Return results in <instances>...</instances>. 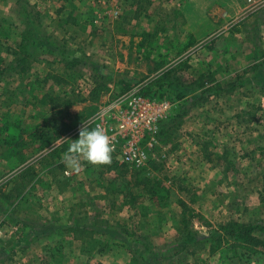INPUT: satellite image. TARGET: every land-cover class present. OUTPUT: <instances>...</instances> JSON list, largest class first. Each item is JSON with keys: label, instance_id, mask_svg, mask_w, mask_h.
<instances>
[{"label": "rangeland", "instance_id": "374dc122", "mask_svg": "<svg viewBox=\"0 0 264 264\" xmlns=\"http://www.w3.org/2000/svg\"><path fill=\"white\" fill-rule=\"evenodd\" d=\"M251 2L0 0V264H264L219 229L235 220L264 238V28L245 16ZM131 92L171 103L156 168L114 154L68 168L80 124ZM26 166L36 176L20 195ZM145 175L167 192L140 191ZM74 225L91 237L75 240Z\"/></svg>", "mask_w": 264, "mask_h": 264}, {"label": "built area", "instance_id": "2783aa9c", "mask_svg": "<svg viewBox=\"0 0 264 264\" xmlns=\"http://www.w3.org/2000/svg\"><path fill=\"white\" fill-rule=\"evenodd\" d=\"M251 1V0H247ZM171 115L168 99L131 92L86 118L76 131L99 125L114 145V157L127 166H144L158 144L159 126Z\"/></svg>", "mask_w": 264, "mask_h": 264}, {"label": "trees", "instance_id": "16d2710c", "mask_svg": "<svg viewBox=\"0 0 264 264\" xmlns=\"http://www.w3.org/2000/svg\"><path fill=\"white\" fill-rule=\"evenodd\" d=\"M20 48H24V44H17ZM15 52V51H14ZM27 56L19 55L18 62L24 63ZM102 89L100 84H97L91 88L89 91V95L96 97ZM143 95L148 96L147 92H144ZM151 97V96H150ZM77 99V97H75ZM50 101L59 102L61 105L63 104L64 107L68 108L71 106L75 99L69 102L65 98L60 96L50 97ZM166 120V119H165ZM164 120V121H165ZM163 122V121H162ZM161 122V123H162ZM160 133V130H159ZM159 135V134H158ZM42 147H45L49 143L48 138L42 137L41 138ZM148 166L151 168H156L155 163L152 161L147 162ZM123 165V164H122ZM126 166V165H125ZM111 168V167H110ZM35 171L31 166L24 167L17 176V181L14 183L13 189L16 190V193L23 194L26 188L31 185V183L35 180ZM136 185L142 184V188L140 191H145L149 197L155 198V195L162 196L163 193L167 192L166 187L161 183V181L151 179L149 176L138 177L134 180ZM126 184V180H125ZM111 184L107 185V189L110 187ZM128 197H130L128 200ZM136 196L130 192L124 194V200L126 203H131L132 201L135 202ZM128 200V201H127ZM220 231L222 233V239L225 247L233 249V250H243L248 254H257L261 253L264 250V238H260L254 235L253 230L254 227L248 223H241L235 220H230L225 222L220 226ZM69 231L73 234V238L75 240H81L83 238H90L92 231L79 225H74L69 228ZM210 252H214L212 248H210Z\"/></svg>", "mask_w": 264, "mask_h": 264}, {"label": "clouds", "instance_id": "9594fccd", "mask_svg": "<svg viewBox=\"0 0 264 264\" xmlns=\"http://www.w3.org/2000/svg\"><path fill=\"white\" fill-rule=\"evenodd\" d=\"M114 150L110 138L99 125L91 129L83 127L78 138L70 143L64 153L63 162L68 168L79 172L80 157L92 165L109 164Z\"/></svg>", "mask_w": 264, "mask_h": 264}, {"label": "crops", "instance_id": "0c3cea01", "mask_svg": "<svg viewBox=\"0 0 264 264\" xmlns=\"http://www.w3.org/2000/svg\"><path fill=\"white\" fill-rule=\"evenodd\" d=\"M251 1L249 5L245 6L246 9H248V13H246L245 16H248L249 19L255 21L259 32V27L264 28V0Z\"/></svg>", "mask_w": 264, "mask_h": 264}]
</instances>
